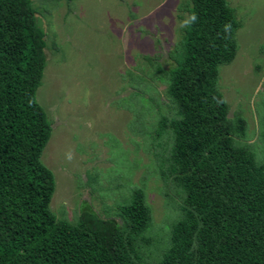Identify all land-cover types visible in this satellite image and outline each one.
I'll use <instances>...</instances> for the list:
<instances>
[{"label":"trees","instance_id":"obj_1","mask_svg":"<svg viewBox=\"0 0 264 264\" xmlns=\"http://www.w3.org/2000/svg\"><path fill=\"white\" fill-rule=\"evenodd\" d=\"M34 6L0 0V264H264V116L257 141L241 142L247 121L240 108L229 116L218 87L220 66L238 50L240 22L228 1L188 0L176 64L157 65L176 110L155 128L172 140L158 163L183 195L162 256L146 251L159 241L148 233L143 188L116 213L120 221L84 210L71 223L50 209L55 177L41 155L53 127L37 99L48 42Z\"/></svg>","mask_w":264,"mask_h":264},{"label":"rangeland","instance_id":"obj_2","mask_svg":"<svg viewBox=\"0 0 264 264\" xmlns=\"http://www.w3.org/2000/svg\"><path fill=\"white\" fill-rule=\"evenodd\" d=\"M227 1L240 22L238 50L220 66L218 87L229 116L240 108L247 121L241 142L253 143L264 116V0ZM34 3L48 42L37 99L53 127L41 155L55 177L50 209L71 223L84 210L120 221L116 213L143 188L152 211L148 233L159 241L146 251L160 255L182 214L183 195L161 177L158 163L163 144L168 155L172 140L165 136L163 142L155 128L164 113L173 117L176 110L157 65L168 70L176 64L188 0ZM257 159L264 156L257 153Z\"/></svg>","mask_w":264,"mask_h":264},{"label":"clouds","instance_id":"obj_3","mask_svg":"<svg viewBox=\"0 0 264 264\" xmlns=\"http://www.w3.org/2000/svg\"><path fill=\"white\" fill-rule=\"evenodd\" d=\"M195 19V17H193V20Z\"/></svg>","mask_w":264,"mask_h":264}]
</instances>
